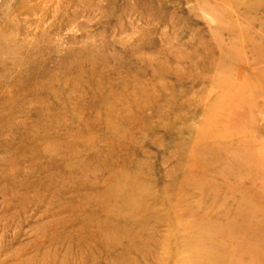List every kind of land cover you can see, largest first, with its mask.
<instances>
[{"label":"rangeland","instance_id":"obj_1","mask_svg":"<svg viewBox=\"0 0 264 264\" xmlns=\"http://www.w3.org/2000/svg\"><path fill=\"white\" fill-rule=\"evenodd\" d=\"M0 264H264V0H0Z\"/></svg>","mask_w":264,"mask_h":264}]
</instances>
